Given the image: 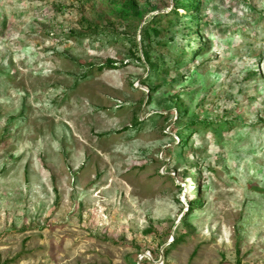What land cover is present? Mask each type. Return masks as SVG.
<instances>
[{
    "label": "rangeland",
    "instance_id": "374dc122",
    "mask_svg": "<svg viewBox=\"0 0 264 264\" xmlns=\"http://www.w3.org/2000/svg\"><path fill=\"white\" fill-rule=\"evenodd\" d=\"M192 1L0 0V264H264V0H202L192 61L160 17L145 63Z\"/></svg>",
    "mask_w": 264,
    "mask_h": 264
},
{
    "label": "trees",
    "instance_id": "16d2710c",
    "mask_svg": "<svg viewBox=\"0 0 264 264\" xmlns=\"http://www.w3.org/2000/svg\"><path fill=\"white\" fill-rule=\"evenodd\" d=\"M203 1L202 0H193L191 3H188V2H185V3H181L180 6H177L176 4H174L171 8V12L170 13H167L166 15L164 14H157V15H153V16H150L146 22L144 23L143 25V28L141 30V35H140V39H139V45L142 47V56L145 60V63H147L148 65L152 66V62H151V55L148 51H146L144 49L145 46H149L151 45L152 43V37L153 36H156L158 35L162 30H163V26L159 24V22H156L157 19H159L160 17H168L167 18V23L169 25H172L174 23L173 21V17H178L181 15L182 17V20L185 19V16H182L183 14H180L179 13V9L180 8H183L184 10L188 11L189 12V15H191V23L193 24H196L198 26V29H196L195 31V34L197 36V40H196V43L194 45V48L191 50V55H190V60L192 61L196 56L200 55V53L203 51V43H202V40H203V29L201 28V17H200V13L202 12L201 11V8L203 6L204 3H202ZM135 2L134 0H126L125 2V8L130 11L132 10H135ZM124 16H129V15H126L124 14ZM185 21V20H184ZM90 26V25H89ZM133 43V49H131V53L133 56H135L138 60H140V55H139V49H138V45L135 41H132ZM184 61V58L183 59H177L174 61V66L178 67V66H181L182 64H185V63H182ZM108 64L110 66H116V64L112 61H109ZM229 122L228 121H225L224 124H228ZM207 124L208 126L211 125L209 123H205ZM193 125H188L186 128H184V132H187L188 130L191 132L193 129H192ZM187 130V131H186ZM186 133V138L184 139L183 143L182 141L180 140L179 141V145L178 146H184L186 144V142L189 140L190 136H191V133ZM193 132V131H192ZM181 136V135H180ZM199 183H200V177L198 176V174H196L195 176V180L193 181V187H194V192L196 194L199 193ZM200 194V193H199ZM199 201L198 198H195L194 200H191L190 201V206L193 207L195 206L196 202ZM185 224V223H184ZM148 232V231H147ZM182 237L180 236H175L173 237L171 243L172 244H175L176 242H178L179 240H181ZM162 242L165 241V238H163L161 240ZM164 254H166L167 252L164 251L163 252Z\"/></svg>",
    "mask_w": 264,
    "mask_h": 264
}]
</instances>
